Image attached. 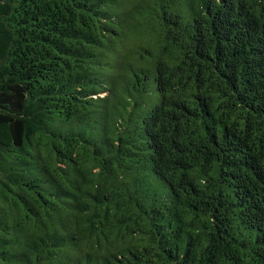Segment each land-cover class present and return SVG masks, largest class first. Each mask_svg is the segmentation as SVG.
<instances>
[{"label": "trees", "instance_id": "1", "mask_svg": "<svg viewBox=\"0 0 264 264\" xmlns=\"http://www.w3.org/2000/svg\"><path fill=\"white\" fill-rule=\"evenodd\" d=\"M0 264H264V0H0Z\"/></svg>", "mask_w": 264, "mask_h": 264}]
</instances>
